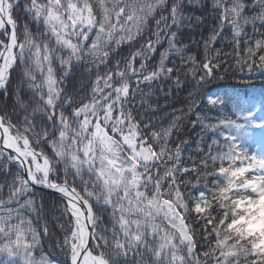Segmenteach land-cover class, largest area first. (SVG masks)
<instances>
[{
	"label": "snow or ice",
	"instance_id": "6c2138e0",
	"mask_svg": "<svg viewBox=\"0 0 264 264\" xmlns=\"http://www.w3.org/2000/svg\"><path fill=\"white\" fill-rule=\"evenodd\" d=\"M199 6L196 25L212 23L198 58L174 30L193 26L183 0H0V94L22 112L0 109L4 264H53L47 224L26 215L42 210L38 185L64 202L65 264H264V152L245 147L264 144V91L208 87L264 76V0ZM77 72L87 84L69 88ZM165 81L187 96L157 128ZM188 123L200 132L185 157Z\"/></svg>",
	"mask_w": 264,
	"mask_h": 264
},
{
	"label": "trees",
	"instance_id": "16d2710c",
	"mask_svg": "<svg viewBox=\"0 0 264 264\" xmlns=\"http://www.w3.org/2000/svg\"><path fill=\"white\" fill-rule=\"evenodd\" d=\"M201 0H183L184 3V14L186 17L191 18L192 27H188L187 25L181 26L177 30L180 34V39L184 44L189 45V50L192 53H198V58L203 55L202 47H199L198 44L192 43L193 40L201 41V35H207L208 33V26L212 21L210 19H206L203 25H196V17L200 16H207L205 8L199 6ZM206 7L211 6V0H203ZM15 17H18V23L23 24L25 22V18L23 16L22 9H17L14 13ZM33 32H35V27L32 26ZM23 39V36L20 37ZM165 43V47H166ZM215 47H221L220 43H217ZM225 51H230V48L227 46L225 47ZM125 53H127V49H125ZM245 79L247 77H244ZM20 81V73L17 71L14 74L13 84L12 87L16 88L17 86L20 87L21 96L26 102H30L29 95H25L28 92V89L25 85L19 83ZM87 84V77L81 76L80 72H77L75 76H73L69 83L68 87L72 88L73 85L77 89H79L82 85ZM172 86L171 81L162 82L159 86L154 88V95L151 97V102L154 105H157V111L151 113L154 117L153 123L156 125L157 128L167 126L169 120L171 119L170 113L172 112L173 108H179L182 106L183 100L182 99H175L177 95L180 97H186L187 91H183L177 93L175 88H172V94L170 96H165V93L168 92L169 88ZM87 87H84V91H87ZM209 88L213 89L215 92H226L231 89L240 90V94L243 96L245 92L249 95H256L264 91V76H260L259 74L255 75V78L250 81L248 84L241 83L240 79H234L231 76H228L224 80H217L213 84L208 86ZM163 89L161 91L160 89ZM147 91V89H145ZM11 96V90H10ZM5 103H7V113L10 117H12L14 122L18 120H22V112L17 109L16 112H13V103L14 101L10 98L7 102H5L4 97L0 94V109H4ZM190 120H194L195 117H190ZM186 129L188 131L189 136L192 139V143L185 146L184 155L187 157L189 154H195V139L197 134L200 132V128L197 126L195 128L192 127L191 123L186 124ZM257 140V139H256ZM255 140V141H256ZM255 141H248L245 144V147L248 148L250 151L251 146L255 143ZM11 179V177H8ZM62 179V177H61ZM0 183H5L3 178H0ZM203 185H201V188ZM34 197L37 202V206L39 208L42 205V210L39 212V216L37 217L36 213H27L28 217L33 220V224H47L49 229L48 235H41V244L42 249L45 256L50 259L53 264H65V256L61 252V250L56 246L58 241H61V234L58 230V214L59 209L63 206L62 201L54 196L53 194L43 192L37 189H34ZM39 258V257H38ZM7 257L3 254H0V264H4V261Z\"/></svg>",
	"mask_w": 264,
	"mask_h": 264
},
{
	"label": "rangeland",
	"instance_id": "374dc122",
	"mask_svg": "<svg viewBox=\"0 0 264 264\" xmlns=\"http://www.w3.org/2000/svg\"><path fill=\"white\" fill-rule=\"evenodd\" d=\"M262 152H264V144H261L259 142V138H257V141L251 146L249 153L250 154L255 153V154L259 155ZM63 206L59 209V214H58L59 222H58V225L59 224H66V222H67V217H64V216L61 215V210H62ZM58 230H59V232L61 234V240H62L63 239V232H62L60 227H58Z\"/></svg>",
	"mask_w": 264,
	"mask_h": 264
},
{
	"label": "water",
	"instance_id": "95a60500",
	"mask_svg": "<svg viewBox=\"0 0 264 264\" xmlns=\"http://www.w3.org/2000/svg\"><path fill=\"white\" fill-rule=\"evenodd\" d=\"M35 188H36V189L43 190V191H46V192H49V193H51V194H54L55 196H58V193L55 192V191H53V190H51V189H47V188H44V187H42V186H36Z\"/></svg>",
	"mask_w": 264,
	"mask_h": 264
},
{
	"label": "bare ground",
	"instance_id": "6f19581e",
	"mask_svg": "<svg viewBox=\"0 0 264 264\" xmlns=\"http://www.w3.org/2000/svg\"><path fill=\"white\" fill-rule=\"evenodd\" d=\"M58 196H60V194L58 193ZM61 198V197H60Z\"/></svg>",
	"mask_w": 264,
	"mask_h": 264
}]
</instances>
